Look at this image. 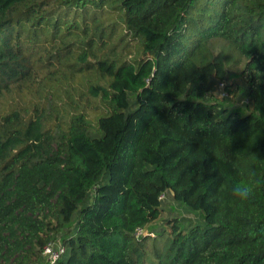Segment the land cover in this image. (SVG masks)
I'll return each mask as SVG.
<instances>
[{
	"label": "trees",
	"instance_id": "16d2710c",
	"mask_svg": "<svg viewBox=\"0 0 264 264\" xmlns=\"http://www.w3.org/2000/svg\"><path fill=\"white\" fill-rule=\"evenodd\" d=\"M167 192L204 223L136 235ZM50 240L57 264H264V0H0V264Z\"/></svg>",
	"mask_w": 264,
	"mask_h": 264
},
{
	"label": "rangeland",
	"instance_id": "374dc122",
	"mask_svg": "<svg viewBox=\"0 0 264 264\" xmlns=\"http://www.w3.org/2000/svg\"><path fill=\"white\" fill-rule=\"evenodd\" d=\"M228 82L232 83L231 88L236 89L238 87V94L236 96H228L224 100V103L226 106H230V103L234 106H237L242 114H245L247 112L245 106H244V100H246L247 97V85L244 82V80L238 76L234 79H230ZM211 91L215 94H219L221 92L220 87L216 83ZM161 207L162 212L160 216L150 223L148 226H146V230L152 229L154 232H160L163 230L169 231L170 226L168 223V219L175 217H184V220L180 224L181 230H187L191 226L195 224H203L204 223V215L202 211L192 210L189 208L184 207L183 205L179 204L174 198L171 192H167L163 200L161 201ZM76 217H74L72 222H75ZM39 250V248H36ZM39 255L31 254L28 259L23 258L26 262H30V264H43L44 263V257L40 256V250ZM22 255L19 252H16L15 254L8 256L7 261H5V264H17L19 260L22 259Z\"/></svg>",
	"mask_w": 264,
	"mask_h": 264
},
{
	"label": "built area",
	"instance_id": "2783aa9c",
	"mask_svg": "<svg viewBox=\"0 0 264 264\" xmlns=\"http://www.w3.org/2000/svg\"><path fill=\"white\" fill-rule=\"evenodd\" d=\"M223 86L224 82H220L219 87L222 88ZM221 95L228 96L225 91H222ZM165 195V193H162L159 198L163 199ZM135 233L136 235L146 234L147 230L142 227H137ZM65 251V246L59 240H50L46 242L41 248V255L44 257L43 264H57V261L65 253Z\"/></svg>",
	"mask_w": 264,
	"mask_h": 264
},
{
	"label": "clouds",
	"instance_id": "9594fccd",
	"mask_svg": "<svg viewBox=\"0 0 264 264\" xmlns=\"http://www.w3.org/2000/svg\"><path fill=\"white\" fill-rule=\"evenodd\" d=\"M254 190L255 186L251 182H238L232 186L231 195L240 201H247L253 196Z\"/></svg>",
	"mask_w": 264,
	"mask_h": 264
}]
</instances>
